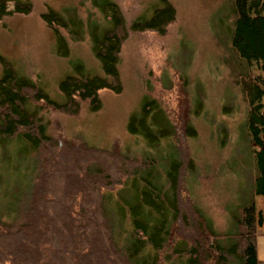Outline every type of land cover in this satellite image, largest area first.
<instances>
[{"label": "trees", "instance_id": "obj_1", "mask_svg": "<svg viewBox=\"0 0 264 264\" xmlns=\"http://www.w3.org/2000/svg\"><path fill=\"white\" fill-rule=\"evenodd\" d=\"M10 1L13 9L7 8ZM157 1L148 19L138 18L129 27L113 0L101 3L110 24L100 33L91 30L90 37L104 77L76 67L75 74L58 83L64 102L52 100L1 59L0 140L18 138L28 147L26 154L39 151L41 157L35 163L24 221L11 229L0 220V264H264L256 249L261 219L254 202L255 195H264V81L250 68L251 61L264 63V0H232L231 55L224 63L244 102L256 103L246 115L250 142L257 148L252 194L239 206L232 232L215 233L184 187L183 174L192 168L184 140L196 134L188 120L185 87L175 115L164 109L163 119L151 118L144 105L140 115L129 118L128 130L142 133L150 146L165 135L173 137L174 154L166 157L161 182L158 174L153 177L155 159L129 158L116 147L99 149L81 139L66 143L47 135L38 112L27 109L29 103L41 104L71 115L86 100L94 111L101 105L99 90L120 92L118 60L128 31L163 34L175 19L172 2ZM32 8L29 0H0V18L28 14ZM40 17L58 34L60 26L72 38L80 37L81 24H66L58 10L49 8ZM127 187L134 191L130 202L123 199ZM114 191L119 194L115 201L110 195Z\"/></svg>", "mask_w": 264, "mask_h": 264}, {"label": "rangeland", "instance_id": "obj_2", "mask_svg": "<svg viewBox=\"0 0 264 264\" xmlns=\"http://www.w3.org/2000/svg\"><path fill=\"white\" fill-rule=\"evenodd\" d=\"M103 1L29 0L33 7L30 13L0 18V76L2 59L57 103L65 101L58 83L75 74L76 67L82 65L87 74L104 77L90 37L91 30L100 33L110 24L99 7ZM113 1L126 27L138 18L148 19L159 5L157 0ZM169 1L176 16L165 33L128 31L118 60L122 89L116 93L99 90L98 110H90L86 100L80 103V111L71 115L41 104L29 103L27 109L38 112L47 135L66 143L81 139L99 149L116 147L129 158L155 159L153 177L158 174L161 182L175 141L165 135L150 146L142 133L128 130L129 118L140 115L144 105L150 108L151 118L160 120L164 109L175 115L185 87L191 109L187 117L196 134L184 140L192 160V168L183 174L184 187L215 233L232 232L239 206L252 194L256 175L253 154L257 150L250 142L246 115L256 103L244 102L224 63L231 55L232 0ZM12 4L8 2L7 8L13 9ZM49 8L58 10L68 25L79 22L80 37L72 38L60 26L59 34L47 27L40 15ZM250 68L264 81L263 62L251 61ZM261 102L264 104V96ZM260 135L264 141V126ZM27 148L18 138L0 140V220L11 229L24 221L35 163L41 157L39 151L26 154ZM127 188L123 199L130 202L134 191ZM117 192H109L111 200L118 198ZM254 202L261 219L256 249L259 260L264 261V195H255ZM116 218L113 214V225Z\"/></svg>", "mask_w": 264, "mask_h": 264}]
</instances>
